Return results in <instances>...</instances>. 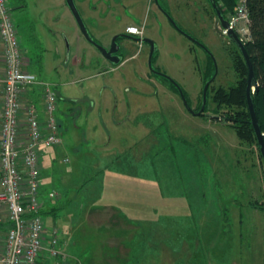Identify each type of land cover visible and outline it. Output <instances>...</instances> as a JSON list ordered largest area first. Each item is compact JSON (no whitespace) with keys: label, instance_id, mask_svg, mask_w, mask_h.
I'll return each instance as SVG.
<instances>
[{"label":"rangeland","instance_id":"obj_1","mask_svg":"<svg viewBox=\"0 0 264 264\" xmlns=\"http://www.w3.org/2000/svg\"><path fill=\"white\" fill-rule=\"evenodd\" d=\"M75 1L92 37L104 46L131 23L143 25L146 36L154 30L157 58L150 63V45L141 47L133 35L137 40H126L134 60L123 66L108 60L115 67L106 71V57L82 33L66 0H10L30 58L27 69L38 80L29 98L42 102V82L53 83L60 97L56 115L63 143L45 149L41 178L46 207L58 208L57 215L46 210L43 217L61 228L60 247L68 257L49 255L43 264H78L90 256L85 244L94 231L81 218L93 201L112 205L137 226L138 238L129 239L131 264H264V211L248 204L264 195L258 147L242 143L229 124L192 113L153 69L177 80L186 99L198 105L209 53L202 42L221 69L217 84L236 79L230 54L236 46L218 31L211 2ZM78 54L83 62L77 67L71 57ZM131 63L143 73L137 102L125 77ZM51 191L59 196L50 197Z\"/></svg>","mask_w":264,"mask_h":264},{"label":"built area","instance_id":"obj_2","mask_svg":"<svg viewBox=\"0 0 264 264\" xmlns=\"http://www.w3.org/2000/svg\"><path fill=\"white\" fill-rule=\"evenodd\" d=\"M227 19L242 39L250 37L246 0H239ZM221 29L228 34V28ZM127 31L140 38L145 34L138 24L128 25ZM28 62L10 0H0V264H43L47 255L68 257L60 247L61 229L48 226L41 212L47 204L43 149L63 143L56 115L60 97L53 83L42 82V104L29 98L38 80Z\"/></svg>","mask_w":264,"mask_h":264},{"label":"trees","instance_id":"obj_3","mask_svg":"<svg viewBox=\"0 0 264 264\" xmlns=\"http://www.w3.org/2000/svg\"><path fill=\"white\" fill-rule=\"evenodd\" d=\"M24 1V0H21ZM210 1V0H209ZM217 4L222 10L225 17L228 18L230 14L234 12L235 6L239 0H216ZM26 3V2H25ZM247 7L249 10V30L250 37L243 39L247 52L250 56L253 69L255 72L256 83L252 87V98L255 106V111L259 120V124L264 133V0H246ZM214 16L217 17L216 9L213 7ZM232 43L236 46L234 50L230 51L232 66L236 74V79L230 84H217L216 80L221 71L218 66L216 77L210 82L207 90V102L206 111L211 115H203L211 120L223 121L234 128L238 138L242 143L250 144L254 143L258 147V152L262 163L264 165V158L260 150V145L256 135V131L251 119V113L247 101V84L249 79V65L247 60L237 43L231 38ZM154 58L156 55H153ZM215 59L213 56L208 54V64L205 71L204 83L211 79L216 71ZM167 79V78H166ZM174 79V78H173ZM171 88L179 91V86H182L177 80L176 83L168 79ZM204 87V86H203ZM184 90V89H183ZM203 91V90H202ZM180 92V91H179ZM185 96L187 97L185 91ZM200 102L201 105L203 100V93H201ZM211 102L215 103V107L211 108ZM190 104V99H188ZM192 103V101H191ZM186 141V139H184ZM249 205L254 208L264 211V195L250 198ZM50 213L58 211L57 207H53L48 210ZM42 214L46 212L42 209ZM240 218L243 216V211ZM48 223V222H47ZM48 255L43 260L44 262L48 259Z\"/></svg>","mask_w":264,"mask_h":264},{"label":"crops","instance_id":"obj_4","mask_svg":"<svg viewBox=\"0 0 264 264\" xmlns=\"http://www.w3.org/2000/svg\"><path fill=\"white\" fill-rule=\"evenodd\" d=\"M88 1L89 0H87V2ZM190 3H191V1L188 3V6H190L189 5ZM192 9H194V8H192L190 6L189 12ZM192 14L194 16H197V14L195 15L193 12H192ZM195 21L197 22V19H195ZM131 24L140 25L139 23H131ZM124 32L127 33L126 30ZM147 34H148V36H146V32H145V34H144L145 38H150L152 40H155L154 35L156 34V32H154V30L147 32ZM123 38H125L123 42L128 46H130V45H129V42H127V40H126L127 38L137 40V38H132V37H123ZM147 44L150 45L149 43H147ZM150 50H151V46H150ZM150 50H149V52H150ZM149 52H148V55H150ZM132 58H133L132 55H130V56H128V54L124 55L123 59H122L123 62L121 61L122 63L120 65L123 66V65L128 64V62H131L132 60H134ZM155 58H157V55ZM71 59H72V62L74 63V65L77 67L80 66V64L83 62V60L79 54L71 57ZM106 60L107 61L103 62L105 67H106L105 68L106 71H108V69L110 67H115L114 64L108 63L109 59L106 58ZM207 64H208V60H207ZM207 64L205 66V69L202 70V74H201V76H203V81H204V76H205L204 74H205V71L207 69ZM138 69L140 70L139 75L137 74ZM158 69L165 72L160 67ZM112 70H114V69H112ZM142 75H143L142 68L140 66H138L137 64L131 63L129 66L126 67L125 77L127 76L129 79H131L132 83L134 84V88H131V90H133V92H132L133 96L132 97H133L135 102H137L138 98L141 97V95H140L141 92H140V90H138V87H143V85H144ZM164 86L166 87L165 84H164ZM104 88H106V84H104L102 90L99 92L100 93L99 96L102 97V100L104 99V95H105ZM115 96H116V99L118 100L119 94L117 92H115ZM93 100L96 102L95 99H93ZM37 103L39 105L42 104V102H40V103L37 102ZM47 148H49V147H47ZM45 149H43V154H42L43 160H42V162L44 161ZM42 193L45 196L44 190H43V185H42ZM97 203H98L97 201L91 202L88 206V209L87 210L84 209V216H83V218H81V223H82V225H84L88 229V232H92V231H94V232H93V236L91 237L93 240H91L90 244H85V247L88 246V251H90V256L87 259H83V261L81 259H77L78 264H131V261H127L128 258L131 257V255H130L131 250H132L131 246L133 244V242L130 241L129 239L134 240V239L138 238L136 236L137 231H134V229H137V226H135L132 223V220H127V219L124 220V218L117 215L116 210L113 207L111 208L112 205L111 206H108L106 204L99 205ZM46 206L47 205H45V207L43 209H45V210L50 209L51 210L53 208V206H50L48 208ZM98 206L100 208H97ZM52 214L57 215L58 213L52 212ZM61 232H62V230H61ZM61 232H60V234H61ZM63 233L69 234L70 232L68 233L63 229ZM82 233L84 235H87L84 232H82ZM60 234H59V237H60ZM66 237H67V235H66ZM60 241L62 243L61 238H60ZM128 241L130 242V244H128ZM69 243H71V241H69ZM83 245H84V243H83ZM73 252L75 254L76 251H73ZM72 257H76V256H72ZM67 264H73V263L67 262Z\"/></svg>","mask_w":264,"mask_h":264},{"label":"water","instance_id":"obj_5","mask_svg":"<svg viewBox=\"0 0 264 264\" xmlns=\"http://www.w3.org/2000/svg\"><path fill=\"white\" fill-rule=\"evenodd\" d=\"M68 6L70 7L73 15L75 16L76 18V21L82 31V33L85 35V37L93 42L95 45H97V47H99V49L102 51V53L104 54V56L109 59L110 61H112L113 63H119L122 56L118 53V51L120 50L119 48V43L117 41V36L118 35H115L113 37V42L112 44L107 47V46H104L102 45L101 43L97 42L91 35V33L89 32V29L83 19V16L77 6V3L75 0H66ZM211 4L213 5V7L216 9V12H217V20H216V27L218 29V31L221 33V30H220V26L222 27H226L229 29V32H228V35L230 36V38H232L236 43L237 45L241 48L246 60H247V63L249 65V79H248V84H247V101H248V105H249V109H250V113H251V119H252V123L254 125V128H255V131H256V135H257V138H258V142H259V145H260V150H261V153L263 155V158H264V133L261 129V126L259 124V120H258V117H257V114H256V111H255V106H254V102H253V98H252V87L253 85L255 86V88L257 87L255 85L256 83V79H255V72H254V69H253V65H252V62H251V59H250V56L247 52V49H246V46H245V42L244 40L239 36V34L237 33V31L234 29V28H231L230 25H229V21L228 19L224 16V14L222 13V10L221 8L219 7V5L217 4L216 0H210ZM190 35V34H189ZM125 36L127 37H132V38H136L134 37L133 35H130V34H125ZM192 38H194L196 41L200 42L196 37L190 35ZM144 40L150 44L151 46V50H150V63L152 61V56L154 54V51H155V46H156V43L154 40L150 39V38H144ZM202 45H204L207 50L209 51V54L213 55L212 54V51L202 42H200ZM215 61V64H216V73L214 74V76L209 79L206 84H205V88L203 90V100H202V105H201V108L200 110L197 112L195 111L191 105L188 103V100L186 99L185 97V94H184V91L183 89L181 88V86H179V91L180 93L182 94L183 98H184V101L187 105V107L189 108V110L192 112V113H195V114H202L204 112V109L206 107V102H207V90H208V87L210 85V82L216 77L217 75V71H218V66H217V63H216V60ZM156 72H158V70L155 68ZM167 76V74H166ZM168 79H170L171 81H173L174 83H176L177 81H175V79H173L172 77H169L167 76Z\"/></svg>","mask_w":264,"mask_h":264},{"label":"flooded vegetation","instance_id":"obj_6","mask_svg":"<svg viewBox=\"0 0 264 264\" xmlns=\"http://www.w3.org/2000/svg\"><path fill=\"white\" fill-rule=\"evenodd\" d=\"M227 18V17H226ZM130 25V24H129ZM126 32L127 33H125L124 32V34H116V35H118L117 36V41H118V43H119V48H120V50L118 51V53L122 56V58H121V60H120V62L117 64V65H120L123 61H122V59H123V56L124 55H126L127 53H130V46H128V45H126L123 41H124V39L125 38H123V37H127V36H125V34H130V35H135V34H132V33H130V32H128L127 31V27H126ZM136 36H138V35H136ZM139 40H140V36H139V38H138ZM146 41L145 40H143V43H142V45H141V47H143L144 46V43H145ZM209 54V53H208ZM154 55V54H153ZM133 56V55H132ZM150 56V55H149ZM26 57H27V55H26ZM28 59H29V61H30V58L29 57H27ZM154 59V56H152V60ZM122 61V62H121ZM112 69H114V67H110L108 70H112ZM154 70H155V68H153ZM157 70H158V72H156V70H155V72L156 73H159V74H161L162 76H164L165 78H167V76H166V72H163V71H161L160 69H158V68H156ZM106 70V69H105ZM168 79V78H167ZM190 105H191V107L195 110V111H199L200 110V108H201V105H202V103H201V105L200 106H198V105H193L192 103H190ZM187 106V105H186ZM188 108V107H187ZM189 109V108H188ZM205 109H206V107H205ZM204 109V112L202 113V114H198V115H201V116H203V115H205V116H209V115H211L210 113H208L206 110ZM195 114V113H194Z\"/></svg>","mask_w":264,"mask_h":264},{"label":"bare ground","instance_id":"obj_7","mask_svg":"<svg viewBox=\"0 0 264 264\" xmlns=\"http://www.w3.org/2000/svg\"><path fill=\"white\" fill-rule=\"evenodd\" d=\"M220 30H221V33H223V32H222V29H221V26H220ZM223 34H224V33H223ZM141 39H142V41H143V40H144V37H143V38H140V40H141Z\"/></svg>","mask_w":264,"mask_h":264}]
</instances>
